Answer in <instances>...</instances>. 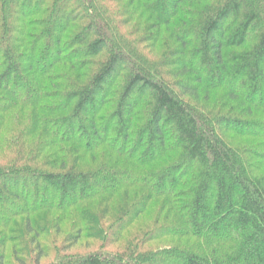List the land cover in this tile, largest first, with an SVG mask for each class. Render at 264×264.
Returning a JSON list of instances; mask_svg holds the SVG:
<instances>
[{"label":"trees","instance_id":"16d2710c","mask_svg":"<svg viewBox=\"0 0 264 264\" xmlns=\"http://www.w3.org/2000/svg\"><path fill=\"white\" fill-rule=\"evenodd\" d=\"M0 264H264V0H0Z\"/></svg>","mask_w":264,"mask_h":264},{"label":"rangeland","instance_id":"374dc122","mask_svg":"<svg viewBox=\"0 0 264 264\" xmlns=\"http://www.w3.org/2000/svg\"><path fill=\"white\" fill-rule=\"evenodd\" d=\"M75 250H78L77 248ZM81 251H83V249H81Z\"/></svg>","mask_w":264,"mask_h":264}]
</instances>
